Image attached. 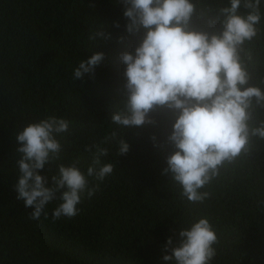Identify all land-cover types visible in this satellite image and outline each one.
Listing matches in <instances>:
<instances>
[{
  "label": "trees",
  "instance_id": "trees-1",
  "mask_svg": "<svg viewBox=\"0 0 264 264\" xmlns=\"http://www.w3.org/2000/svg\"><path fill=\"white\" fill-rule=\"evenodd\" d=\"M192 2L204 14L198 23L219 33V22L208 21L228 0ZM122 12L119 0H0V264H173L162 259L170 254L163 251L167 240L175 244L179 229L200 217L209 218L219 239L214 264H264V139L251 137L247 152L219 166L201 190L209 193L204 203L182 202L161 175L172 151L166 138L175 117L169 110L150 113L155 126L123 129L127 154L104 145L109 156L102 161L114 171L78 205L82 211L74 219L30 221L32 209L16 200L15 135L30 122L49 115L72 121L59 138L60 162L79 160L82 170L91 164L84 146L98 144L110 130L122 99L119 54L139 43V36L126 33ZM261 15L257 36L239 54L252 77L248 86L264 91V4ZM97 52L105 59L95 75L73 81L79 61ZM261 121L264 107L255 109L250 126ZM55 172L53 166L49 175ZM55 206H47L49 216Z\"/></svg>",
  "mask_w": 264,
  "mask_h": 264
},
{
  "label": "clouds",
  "instance_id": "clouds-1",
  "mask_svg": "<svg viewBox=\"0 0 264 264\" xmlns=\"http://www.w3.org/2000/svg\"><path fill=\"white\" fill-rule=\"evenodd\" d=\"M119 3L127 20L125 31L139 36V43L132 52L119 54L124 66L122 99L111 116L110 130L98 144L84 146L85 152L92 153L91 164L82 170L79 160L69 166L60 162L59 138L69 130L72 121L68 119L49 115L28 123L15 135L18 175L13 190L16 200L32 209L27 215L30 221L43 217L56 223L77 217L82 211L78 205L93 198L114 171L112 163L102 161L109 156L104 145L115 144L118 156L127 154L130 146L123 129L155 126L150 113L156 109L169 110L175 117L166 138L172 151L165 157L161 175L178 189L179 200L189 204L204 203L209 193L201 190L225 161L247 152L251 137L264 139V121L250 126L255 109L264 107V91L248 86L252 77L239 54L245 41L257 36L264 0H228L227 6L217 10L215 20L208 21L212 26L219 22V33L198 23L204 14H197L192 0ZM104 59V53L97 52L80 60L72 80L94 76ZM150 140L154 148L160 147L155 136ZM53 166L56 172L49 175ZM53 203L56 206L49 216L47 206ZM218 244L209 218H195L179 229L175 244L167 240L163 251L170 254L162 259L173 264H214Z\"/></svg>",
  "mask_w": 264,
  "mask_h": 264
}]
</instances>
